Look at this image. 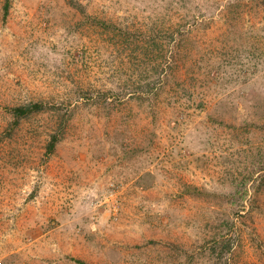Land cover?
Returning a JSON list of instances; mask_svg holds the SVG:
<instances>
[{
  "label": "rangeland",
  "instance_id": "374dc122",
  "mask_svg": "<svg viewBox=\"0 0 264 264\" xmlns=\"http://www.w3.org/2000/svg\"><path fill=\"white\" fill-rule=\"evenodd\" d=\"M17 36L0 264H264V0H0Z\"/></svg>",
  "mask_w": 264,
  "mask_h": 264
},
{
  "label": "trees",
  "instance_id": "16d2710c",
  "mask_svg": "<svg viewBox=\"0 0 264 264\" xmlns=\"http://www.w3.org/2000/svg\"><path fill=\"white\" fill-rule=\"evenodd\" d=\"M9 6H10V3H9V1H7V3H6V5H5V14H7L8 13V11H9ZM123 29H121V31H122ZM122 34L125 36V39H128V41L130 42L133 38H131V36L130 35H132L133 34V31H131V30H123L122 31ZM169 35L171 36L172 35V37L174 36V32H170L169 33ZM175 37V36H174ZM173 37V38H174ZM168 39V38H167ZM174 49V48H173ZM171 53H172V55H175V54H177V51H173V50H171ZM42 107V105H40V104H38V103H35V104H33L32 106H28V107H16L15 108V112L16 113H18V114H27V113H30V112H32V111H34V110H37L38 108H41ZM57 141H58V136H54L53 137V139L51 140V142H50V145H49V148L51 149V150H54V147H55V145H56V143H57ZM78 263H80V264H88L87 262H85V261H83V260H80V259H77L76 260Z\"/></svg>",
  "mask_w": 264,
  "mask_h": 264
},
{
  "label": "bare ground",
  "instance_id": "6f19581e",
  "mask_svg": "<svg viewBox=\"0 0 264 264\" xmlns=\"http://www.w3.org/2000/svg\"><path fill=\"white\" fill-rule=\"evenodd\" d=\"M18 37H19V36H17V38H18ZM19 39H20V38H18L17 41H16L15 43H12V42L10 41V39H7V38H6V40H0V45H1V41H2V42H7L9 47H11V46H14V47H15V46H17V45L20 44ZM8 41H9V42H8ZM23 41L25 42L26 40H23ZM35 41H36V40H35ZM2 48H3V46H2ZM22 48H23V46H22ZM22 48H21V49H22ZM41 56H42L41 53H40L39 51H37V52H36V58H38V57L40 58Z\"/></svg>",
  "mask_w": 264,
  "mask_h": 264
}]
</instances>
